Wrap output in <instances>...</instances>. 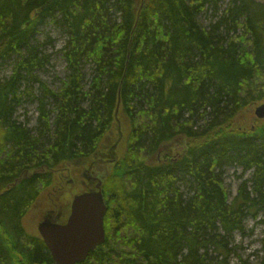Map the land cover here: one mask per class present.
Wrapping results in <instances>:
<instances>
[{
    "label": "trees",
    "instance_id": "16d2710c",
    "mask_svg": "<svg viewBox=\"0 0 264 264\" xmlns=\"http://www.w3.org/2000/svg\"><path fill=\"white\" fill-rule=\"evenodd\" d=\"M133 1L0 0V63L13 60L0 83V264H53L23 219L68 161L95 174L103 164L105 239L78 264H229L246 219L261 214L264 227V120L253 116L264 0H229L207 26L200 18L222 0ZM47 20L67 36L58 89L37 76ZM23 102L37 105L35 127L15 117ZM233 166L250 177L229 203L222 177Z\"/></svg>",
    "mask_w": 264,
    "mask_h": 264
},
{
    "label": "rangeland",
    "instance_id": "374dc122",
    "mask_svg": "<svg viewBox=\"0 0 264 264\" xmlns=\"http://www.w3.org/2000/svg\"><path fill=\"white\" fill-rule=\"evenodd\" d=\"M227 4L229 6V0H222L219 2L217 10L215 11L217 14H214L212 10L207 9L209 11L203 14L200 18L202 25L207 26L211 22V15H215V17H217L222 14ZM133 5L135 10H141L144 5V0H134ZM37 31V41L43 45L41 49L49 56V62L47 66L43 71L38 72L37 76L49 88L58 89L61 85L62 79H64L66 75V64L58 50L61 48L63 41L67 39V36L55 26L51 25L49 20L40 25L37 28ZM12 64L13 60L0 63V83H2L3 80H8L11 76L13 68ZM85 70L88 74L87 78H89V73H91L89 66H86ZM37 90L38 86L35 85L34 93L37 92ZM260 104L254 107L253 116L255 119L257 118L255 116V110ZM36 108L37 105L35 102H23L20 109L16 112L15 117H17L20 122H27L29 127H35L38 117ZM122 120H124V122H121L122 128L127 129L128 125L125 123V119ZM249 124L251 123L249 122ZM124 134L125 132L123 135ZM175 138H177V136ZM114 141L115 137H112L109 139V141H105L101 147L102 152H107ZM181 141V138H177L175 141H173V159H175L176 156L179 155V152L183 150V144H181ZM126 142L128 141H125L124 145H126ZM124 145H120L121 147L119 148L118 153H116V161L110 157L111 162H118L117 160L120 159V156L124 150ZM162 154L163 153H158L157 157L161 158ZM82 164L83 165L80 164L78 166L74 163L72 166L69 164V184L67 182L68 176L66 173V166L64 171L65 173L62 174L60 178L56 176L57 178L55 179L54 184L40 193L39 197L23 219V226L29 234L37 235V227L45 219V217H52L54 219L57 217L56 221H59L62 224L66 220L68 208L70 210L72 198L77 193L81 194L82 192L89 190V186L81 187V185L87 182L84 173H86L85 171L87 168H89V162ZM73 166L78 168H73ZM96 167L98 169L96 174H98L103 169L102 162L98 161ZM249 177L250 173L246 172L243 174L242 168L238 166L227 167L224 169L222 180L223 185L229 193V203L232 202L237 195L239 185ZM260 219L261 214H259L258 218L256 219L248 217L245 222V234H233L229 244L231 248H234V254L230 255V258H228L229 264H239L240 258L243 261H246L248 264H257L259 260L264 257V251L262 249L264 244V227L257 223Z\"/></svg>",
    "mask_w": 264,
    "mask_h": 264
},
{
    "label": "water",
    "instance_id": "95a60500",
    "mask_svg": "<svg viewBox=\"0 0 264 264\" xmlns=\"http://www.w3.org/2000/svg\"><path fill=\"white\" fill-rule=\"evenodd\" d=\"M264 119V103L255 110ZM72 198L69 218L64 224L42 223L38 233L51 253L54 264H78L104 242V216L107 207L100 191Z\"/></svg>",
    "mask_w": 264,
    "mask_h": 264
},
{
    "label": "flooded vegetation",
    "instance_id": "af4514ba",
    "mask_svg": "<svg viewBox=\"0 0 264 264\" xmlns=\"http://www.w3.org/2000/svg\"><path fill=\"white\" fill-rule=\"evenodd\" d=\"M66 166H67V171H66V173H67V182H68V184H69V161L67 162V164H66ZM86 173H84V176H85V178L87 179V182L85 183V184H83V185H81V187H90L89 188V190L88 191H91V192H93V191H97V189H96V187H97V185L99 184V181L101 180L100 179V177H98V174H95L91 169H89V168H87V170L85 171ZM57 218V217H56ZM56 218L54 219V218H52V217H45V219L42 221V222H44V221H46V222H49V223H59V224H61V222H57L56 221ZM69 218V208H68V212H67V217H66V220ZM66 220L63 222V223H65L66 222ZM62 223V224H63Z\"/></svg>",
    "mask_w": 264,
    "mask_h": 264
},
{
    "label": "bare ground",
    "instance_id": "6f19581e",
    "mask_svg": "<svg viewBox=\"0 0 264 264\" xmlns=\"http://www.w3.org/2000/svg\"><path fill=\"white\" fill-rule=\"evenodd\" d=\"M178 136V135H177ZM122 164V163H121ZM49 166V165H48ZM87 167V166H86ZM22 169V168H21ZM39 181V180H38ZM46 182V181H45ZM44 184V183H43ZM235 200H237V199H235ZM108 203V202H107ZM107 206H109V205H107ZM47 250H48V248H46ZM48 252H49V254H50V257H51V253H50V251L48 250ZM51 259H52V257H51ZM53 261V260H52Z\"/></svg>",
    "mask_w": 264,
    "mask_h": 264
}]
</instances>
